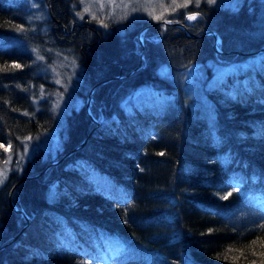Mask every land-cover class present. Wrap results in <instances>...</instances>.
<instances>
[{"label":"trees","instance_id":"16d2710c","mask_svg":"<svg viewBox=\"0 0 264 264\" xmlns=\"http://www.w3.org/2000/svg\"><path fill=\"white\" fill-rule=\"evenodd\" d=\"M79 8L0 0V264H264V0L121 31Z\"/></svg>","mask_w":264,"mask_h":264},{"label":"rangeland","instance_id":"374dc122","mask_svg":"<svg viewBox=\"0 0 264 264\" xmlns=\"http://www.w3.org/2000/svg\"><path fill=\"white\" fill-rule=\"evenodd\" d=\"M189 1L190 0H79L80 8L78 15L85 14L88 17H93V14H95L97 18L94 20L97 26L107 29L115 27L116 29L121 31L126 27L132 25L135 21L150 20V23H154L158 20L156 17H159L160 19L165 15L174 16L176 11L179 8L184 9ZM239 1L241 0H215L214 4H228L229 6L234 7L238 5ZM100 3H104L106 5L102 10L97 7V5ZM198 15L199 14L196 12H183V16L187 19L189 16H195L197 18L199 17ZM101 21H103V23H106L108 26L104 27ZM203 68L204 66L201 64H196L195 66L189 68L187 71V75H189L190 77L188 79L192 80V77H194L195 73L204 77ZM220 71H223L222 67ZM60 80V75L57 72L54 73V77L53 79H51V82L59 83ZM38 87V97L40 99H47L48 106L51 104L50 109L54 110V115H56L57 119H61L62 112L65 109L64 99L68 97L70 87L65 86L64 84L63 88L65 89V92L54 89L48 94L46 92H43V90H45L46 87L54 88L53 84H40L38 85ZM147 90V87L141 89L139 88L134 91L133 96L137 98L139 95H145ZM76 103V106L79 105L81 103V99H77ZM40 107L44 108V105H41ZM49 134L53 139L57 138V134L54 130L49 131ZM42 139L45 140V138ZM0 147H7V145L0 143ZM49 164L52 163L49 162L48 165ZM48 165H46L43 170H45Z\"/></svg>","mask_w":264,"mask_h":264},{"label":"water","instance_id":"95a60500","mask_svg":"<svg viewBox=\"0 0 264 264\" xmlns=\"http://www.w3.org/2000/svg\"><path fill=\"white\" fill-rule=\"evenodd\" d=\"M161 21H163V20H161ZM164 22H167V23H168L169 21L164 20ZM171 24H179V22H178V21H171ZM184 28H186V27H184ZM185 30H186V29H185ZM187 34H188L189 36H195V34H193L192 32H190V31H188V30H187ZM213 35H214V43H213V45H214L215 49H217V48H216V43H215V41H216V34L214 33ZM263 48H264V47H263ZM142 49H143V44L140 43V51H139V55H141ZM255 51H257V50L250 51V53H253V52H255ZM238 52L242 53L243 51H238ZM140 63H141V59L138 60V62H137V64H136V67L140 66ZM136 67H135V68H136ZM132 70H133V69H132ZM86 106H87V105H86ZM90 117H91V116H90ZM87 136H88V134L82 139V141L80 142V144H79L78 146L82 145V144L85 142ZM78 146H75V147H73V148H76V147H78ZM68 152H70V150H69ZM68 152H67L66 154H68ZM66 154H64L63 156H65ZM63 156H62V157H63ZM8 203H9L10 206L14 207V205L12 204V201H11V192H9V194H8ZM26 220L28 221L29 218H26ZM0 248H1V246H0Z\"/></svg>","mask_w":264,"mask_h":264},{"label":"snow or ice","instance_id":"6c2138e0","mask_svg":"<svg viewBox=\"0 0 264 264\" xmlns=\"http://www.w3.org/2000/svg\"><path fill=\"white\" fill-rule=\"evenodd\" d=\"M209 2H210V3H215V0H209ZM105 6H106V5H105L104 3H100V4L97 5V7H98L99 9H101V10H102ZM86 10H87V9H86ZM81 18H83V17H81ZM92 18H93V19H96L97 17H96L95 14H93V17H92ZM156 18L159 19V17H156ZM188 19H190V20H194V19H196V17H195V16H189ZM101 23L103 24L104 27H107V26H108L106 23H103V21H101ZM16 67H19V65H16ZM57 82H59V81H57ZM28 139H31V138H28ZM9 147H11V146L9 145ZM6 163H7V162H6ZM4 179H6L5 173H4L3 170H0V183H3V180H4ZM228 195L230 196L231 193H228ZM227 198H228V196H224V197H223V199H227ZM261 227H264V225H262Z\"/></svg>","mask_w":264,"mask_h":264},{"label":"bare ground","instance_id":"6f19581e","mask_svg":"<svg viewBox=\"0 0 264 264\" xmlns=\"http://www.w3.org/2000/svg\"><path fill=\"white\" fill-rule=\"evenodd\" d=\"M163 20V22H164V20H166V19H162ZM167 21H169V20H167ZM176 21H178L179 22V24H176V25H180V26H183V27H186V25L182 22V21H180V20H176ZM167 23V22H166ZM168 23H171V21H169ZM186 29V32H187V27L185 28ZM189 31V30H188ZM191 32V31H190ZM193 33V32H192ZM207 32H205V33H203V34H206ZM193 34H195V33H193ZM197 36V34H195V36H193V37H196ZM139 67V66H138ZM138 67H136V68H134L132 71H134L135 69H137ZM131 71V72H132ZM94 87H95V85L91 88V90H90V92H89V97H88V99H87V102H86V105H87V108H88V110H89V100H90V96H91V92H92V90L94 89ZM91 115V117H92V119H95V117L92 115V114H90ZM98 121V120H97ZM99 122V121H98ZM81 146V145H80ZM79 147V146H78ZM77 148V147H76ZM76 148H74V149H72L70 152H72V151H74ZM70 152H68V154L70 153ZM67 155V154H66ZM13 204V203H12ZM13 208H17V206H15L14 205V207ZM27 218H28V216H27Z\"/></svg>","mask_w":264,"mask_h":264}]
</instances>
